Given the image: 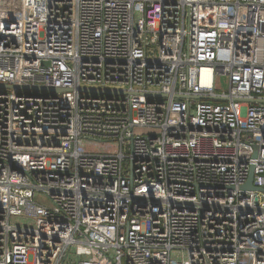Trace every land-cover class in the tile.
<instances>
[{"label": "built area", "instance_id": "built-area-1", "mask_svg": "<svg viewBox=\"0 0 264 264\" xmlns=\"http://www.w3.org/2000/svg\"><path fill=\"white\" fill-rule=\"evenodd\" d=\"M0 84V264H264V0H0Z\"/></svg>", "mask_w": 264, "mask_h": 264}, {"label": "water", "instance_id": "water-1", "mask_svg": "<svg viewBox=\"0 0 264 264\" xmlns=\"http://www.w3.org/2000/svg\"><path fill=\"white\" fill-rule=\"evenodd\" d=\"M0 87H5V88H10L13 89L15 93H18V91L20 89H33V90H50L53 91L55 93H62V92H72L71 88H57V87H46V86H18V85H5V84H0ZM80 92L83 93H90V94H104L107 91L106 90H100V89H85V88H81L79 89ZM184 98H189L190 96L187 94L183 95ZM197 98H202V99H206V100H222L225 101L227 100L226 97H217V96H207V97H200V96H194ZM236 100V99H235ZM249 101L252 102H264V99L262 98H258V99H248ZM253 156H256V153L253 154ZM253 167L250 168V172L248 174V177L245 181V183L240 186V188L242 190H254L256 189V187H254L252 185V179H253Z\"/></svg>", "mask_w": 264, "mask_h": 264}, {"label": "rangeland", "instance_id": "rangeland-1", "mask_svg": "<svg viewBox=\"0 0 264 264\" xmlns=\"http://www.w3.org/2000/svg\"><path fill=\"white\" fill-rule=\"evenodd\" d=\"M218 86L220 90H225L227 88V78L221 77ZM36 199L41 200V199H38V197H36Z\"/></svg>", "mask_w": 264, "mask_h": 264}]
</instances>
